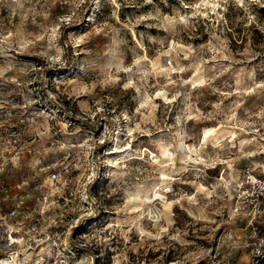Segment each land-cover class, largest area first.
Returning <instances> with one entry per match:
<instances>
[{
	"label": "rangeland",
	"instance_id": "374dc122",
	"mask_svg": "<svg viewBox=\"0 0 264 264\" xmlns=\"http://www.w3.org/2000/svg\"><path fill=\"white\" fill-rule=\"evenodd\" d=\"M0 264H264V0H0Z\"/></svg>",
	"mask_w": 264,
	"mask_h": 264
},
{
	"label": "bare ground",
	"instance_id": "6f19581e",
	"mask_svg": "<svg viewBox=\"0 0 264 264\" xmlns=\"http://www.w3.org/2000/svg\"><path fill=\"white\" fill-rule=\"evenodd\" d=\"M205 2H207V1H205ZM200 4V3H199ZM197 9V8H196ZM199 11V10H198ZM194 13V12H193ZM162 95H163V93H161ZM164 96V95H163ZM160 97V96H159ZM165 97V96H164ZM119 143V142H118ZM189 150H192V149H189ZM132 154V153H131ZM131 154L130 153H128L127 155H125V157L127 156V160L128 159H132V157H129V156H131Z\"/></svg>",
	"mask_w": 264,
	"mask_h": 264
}]
</instances>
